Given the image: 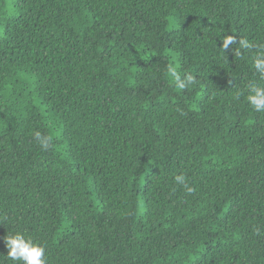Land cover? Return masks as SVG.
Masks as SVG:
<instances>
[{
    "label": "trees",
    "instance_id": "1",
    "mask_svg": "<svg viewBox=\"0 0 264 264\" xmlns=\"http://www.w3.org/2000/svg\"><path fill=\"white\" fill-rule=\"evenodd\" d=\"M240 39L264 45V0H0V255L21 232L48 264H264Z\"/></svg>",
    "mask_w": 264,
    "mask_h": 264
},
{
    "label": "clouds",
    "instance_id": "2",
    "mask_svg": "<svg viewBox=\"0 0 264 264\" xmlns=\"http://www.w3.org/2000/svg\"><path fill=\"white\" fill-rule=\"evenodd\" d=\"M235 43H237L236 37L229 35L222 41L221 48L226 52L229 49V46ZM239 46L246 51L252 50L253 48L257 49L256 54L253 57V66L259 73L260 77L264 79V45H256L247 39H240ZM167 72L178 89L183 90L194 83V77L190 74L186 75L184 79L181 78V74L178 71V65L169 64ZM246 99L256 112H264V85L252 86ZM37 136L39 137V133H37ZM50 142L51 137L40 139L41 147L45 149L48 147ZM186 180L187 178L184 174L175 176L177 184L188 188ZM192 190L193 189L188 188V191ZM3 239L7 249V254L6 256H0H3L8 260L15 261L16 264H48L45 259V247L34 242L32 238L26 237L21 232H10Z\"/></svg>",
    "mask_w": 264,
    "mask_h": 264
}]
</instances>
